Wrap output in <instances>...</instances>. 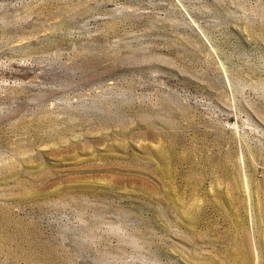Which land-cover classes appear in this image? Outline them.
Instances as JSON below:
<instances>
[{"label": "rangeland", "instance_id": "rangeland-1", "mask_svg": "<svg viewBox=\"0 0 264 264\" xmlns=\"http://www.w3.org/2000/svg\"><path fill=\"white\" fill-rule=\"evenodd\" d=\"M0 264H264V0H0Z\"/></svg>", "mask_w": 264, "mask_h": 264}]
</instances>
